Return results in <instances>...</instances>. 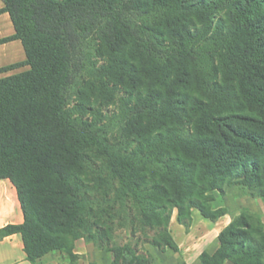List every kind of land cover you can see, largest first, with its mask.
Wrapping results in <instances>:
<instances>
[{
	"label": "trees",
	"instance_id": "16d2710c",
	"mask_svg": "<svg viewBox=\"0 0 264 264\" xmlns=\"http://www.w3.org/2000/svg\"><path fill=\"white\" fill-rule=\"evenodd\" d=\"M26 59L0 74V179L15 186L30 262L111 264L176 250L173 210L205 219L214 191L264 197V0H2ZM115 229L136 237L112 243ZM199 264H264V227L239 215Z\"/></svg>",
	"mask_w": 264,
	"mask_h": 264
},
{
	"label": "rangeland",
	"instance_id": "374dc122",
	"mask_svg": "<svg viewBox=\"0 0 264 264\" xmlns=\"http://www.w3.org/2000/svg\"><path fill=\"white\" fill-rule=\"evenodd\" d=\"M19 71L23 70L18 69L13 73ZM7 74H0V79ZM210 197L212 200L208 203L209 208L215 213L222 214L214 221L203 218L198 210L193 209L188 217H184L187 226L179 225L176 219L177 211L173 210L169 229L176 250H165V252L171 253V257L162 261V264H185V262L199 264L200 254L203 252L212 254L209 252L219 246V233L239 215L256 216L264 227V197H259L251 190L238 184L225 186L221 193L214 191ZM137 236L133 237L127 229H115L112 243L117 246L125 244L134 246ZM142 240L143 238H141V242H138L139 252H146L153 260L152 250L158 251V249L144 244ZM93 244L96 246L95 242Z\"/></svg>",
	"mask_w": 264,
	"mask_h": 264
},
{
	"label": "crops",
	"instance_id": "0c3cea01",
	"mask_svg": "<svg viewBox=\"0 0 264 264\" xmlns=\"http://www.w3.org/2000/svg\"><path fill=\"white\" fill-rule=\"evenodd\" d=\"M3 7V2L0 0V11ZM14 34V27L9 15L0 12V40L13 37ZM25 59V52L19 40H10L0 44V69L20 64ZM19 69L27 70L26 67ZM16 70L8 72L4 77L23 72L13 73ZM23 222V212L15 186L9 179H0V230L7 226H19ZM216 248L209 253H213ZM74 254L78 257L74 263L69 262L58 253L48 254L36 262H30L24 250L21 234L17 233L0 239V264H111L113 260L109 252L101 250L93 243L83 239L75 243ZM151 254L154 264H162V261L171 257L170 252L159 250H152Z\"/></svg>",
	"mask_w": 264,
	"mask_h": 264
}]
</instances>
